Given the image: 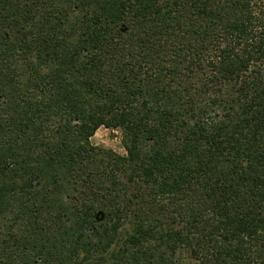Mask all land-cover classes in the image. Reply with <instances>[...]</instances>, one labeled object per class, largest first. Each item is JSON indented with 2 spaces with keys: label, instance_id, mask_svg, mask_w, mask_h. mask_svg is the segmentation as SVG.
Returning <instances> with one entry per match:
<instances>
[{
  "label": "trees",
  "instance_id": "16d2710c",
  "mask_svg": "<svg viewBox=\"0 0 264 264\" xmlns=\"http://www.w3.org/2000/svg\"><path fill=\"white\" fill-rule=\"evenodd\" d=\"M0 264H264V0H0Z\"/></svg>",
  "mask_w": 264,
  "mask_h": 264
},
{
  "label": "rangeland",
  "instance_id": "374dc122",
  "mask_svg": "<svg viewBox=\"0 0 264 264\" xmlns=\"http://www.w3.org/2000/svg\"><path fill=\"white\" fill-rule=\"evenodd\" d=\"M90 144L95 147L111 150L119 155H125L121 132L117 129L98 128L91 136Z\"/></svg>",
  "mask_w": 264,
  "mask_h": 264
},
{
  "label": "water",
  "instance_id": "95a60500",
  "mask_svg": "<svg viewBox=\"0 0 264 264\" xmlns=\"http://www.w3.org/2000/svg\"><path fill=\"white\" fill-rule=\"evenodd\" d=\"M101 217H103V216L101 215Z\"/></svg>",
  "mask_w": 264,
  "mask_h": 264
}]
</instances>
